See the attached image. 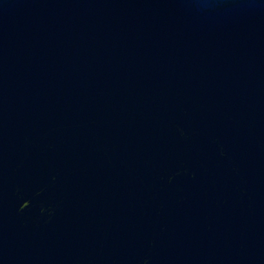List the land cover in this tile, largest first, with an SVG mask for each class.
I'll return each mask as SVG.
<instances>
[{
  "label": "water",
  "instance_id": "95a60500",
  "mask_svg": "<svg viewBox=\"0 0 264 264\" xmlns=\"http://www.w3.org/2000/svg\"><path fill=\"white\" fill-rule=\"evenodd\" d=\"M0 264H264V0H0Z\"/></svg>",
  "mask_w": 264,
  "mask_h": 264
}]
</instances>
